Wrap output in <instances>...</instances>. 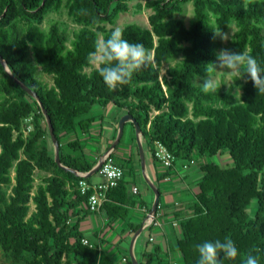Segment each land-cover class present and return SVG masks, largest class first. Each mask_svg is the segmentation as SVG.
<instances>
[{
  "label": "trees",
  "instance_id": "obj_1",
  "mask_svg": "<svg viewBox=\"0 0 264 264\" xmlns=\"http://www.w3.org/2000/svg\"><path fill=\"white\" fill-rule=\"evenodd\" d=\"M126 2L0 0V56L46 110L63 167L87 174L95 166L97 159L86 161L80 136L89 131L94 111L108 105L136 120L151 156L158 141L174 156V164L202 161L189 215H175L179 233L172 252L182 264H196L197 243L228 236L239 255L223 264H244L249 252L264 249V128L253 127L254 114L264 112V93L245 76L239 102L216 108L213 103L228 98L219 90L203 93L192 81L210 74L206 67L217 52L214 27L224 31L231 22L237 28L231 50L252 55L264 68V0H147L148 27L128 24L122 30L125 39L142 43L152 59L129 83L112 90L98 68L86 69L98 37L111 33L101 25L127 12ZM186 3L193 7L188 27L173 18ZM61 9L79 26L71 40L56 22L40 27L49 13ZM177 56L179 63L162 77V64ZM37 67L52 77L51 86L36 78ZM13 78L0 64V253L6 264H113L95 247L82 245L78 220L72 222L79 215L77 206L88 208V194L81 195L77 185L89 177L56 165L39 105ZM127 124L134 139L133 124L126 123L120 143ZM221 155L229 158L225 165L207 161ZM35 169L52 171L36 187ZM105 196L101 210L106 218L124 220L123 206L133 204L128 182L123 178ZM30 201L35 206L31 213Z\"/></svg>",
  "mask_w": 264,
  "mask_h": 264
},
{
  "label": "crops",
  "instance_id": "obj_2",
  "mask_svg": "<svg viewBox=\"0 0 264 264\" xmlns=\"http://www.w3.org/2000/svg\"><path fill=\"white\" fill-rule=\"evenodd\" d=\"M94 112L95 119L91 122L89 131L80 136L85 144V159L92 162L110 152L114 162L123 170L124 181L128 182V195L133 204L123 206L127 212L124 220L113 222L106 218L101 208L97 212H91L85 206L79 205L74 209L79 215L72 218V222L78 220V232L82 238L87 239L113 264H131V257L137 264H182L181 259L172 252L179 233L175 215H189L187 205L194 201L195 182L199 178L197 167L175 163L165 173L170 180H158V177L164 175L163 170L152 158L140 137L144 156V164L141 165L136 138L134 135L132 139L131 129L125 141L122 144L119 142L121 145L118 143L116 150L110 148L115 141L118 120L125 113L112 105ZM98 176L100 175L95 173L86 182H102L98 180ZM147 181L160 192L158 226H149L146 221L145 209L150 210L154 201V193L148 187ZM134 186L138 189L137 194L131 192Z\"/></svg>",
  "mask_w": 264,
  "mask_h": 264
},
{
  "label": "clouds",
  "instance_id": "obj_3",
  "mask_svg": "<svg viewBox=\"0 0 264 264\" xmlns=\"http://www.w3.org/2000/svg\"><path fill=\"white\" fill-rule=\"evenodd\" d=\"M216 33L224 38L223 33ZM151 59L150 51L142 43L125 39L120 27L114 28L110 35L100 40L89 53V62L98 68V74L104 84L112 90L129 83L133 73ZM206 70L212 74L207 75L202 84H198L203 93H217L221 85H226L235 89L233 95L235 99L238 97L240 100L241 86L235 81L245 76L253 83L258 93H264V68L255 57L244 51L221 48L216 52L215 62L208 64ZM217 74L228 78V82L224 83L223 79L218 82ZM253 127L264 128V112L254 114ZM195 249L198 254L196 264H223L224 259L232 260L239 255L236 243L228 236L222 240H204L197 243ZM221 255L222 259H218ZM262 259L264 249L257 248L246 255L244 264H261Z\"/></svg>",
  "mask_w": 264,
  "mask_h": 264
},
{
  "label": "rangeland",
  "instance_id": "obj_4",
  "mask_svg": "<svg viewBox=\"0 0 264 264\" xmlns=\"http://www.w3.org/2000/svg\"><path fill=\"white\" fill-rule=\"evenodd\" d=\"M246 1H249V0H246ZM146 2H147V0H127L126 4L128 7V11L120 14L118 16V18L113 22V24L104 23L101 26L105 30H111V31L116 27H120L122 29L124 26H126L128 24H137L141 27H148V17L151 14V11L144 6ZM192 15H193L192 4L186 3V4H182L179 7V10L174 13L173 18L182 20L185 23V25L188 27L190 22H191ZM210 21H211L212 25L215 26V17L213 15H210ZM50 22L58 23L59 26L66 31L69 40L72 39L73 32H75L79 28V26L71 18H69L67 16L65 9H61L58 12L49 13L45 17V19L42 21V23L40 24V27L42 29H47ZM236 30H237V28L233 22H231L230 25L228 26V28L224 31H220L214 27L215 44H216L217 52L221 48H228L231 50L232 41L234 39V35H235ZM216 32L223 33L224 38L222 39L219 35H217ZM263 37H264V27H263ZM100 40H101V36L98 37V42ZM180 59L181 58L179 56H177V57H174L173 59H171L170 61H168L167 63H163L161 66V69H160V71H161L160 75L162 77H165L167 70L170 67H173L177 63H179ZM215 60H216V58L214 59V62H215ZM30 64L35 66V63L31 57H30ZM92 68H97V67H95L91 64V67L86 69V71L89 72L90 69H92ZM211 74L212 73H210L209 75H211ZM35 76L38 80H40L42 83H44L48 86H51L53 84L52 77L43 73L41 71L40 67H37ZM205 78L206 77H198V78H195L192 82L195 86L199 87L198 84H202L204 82ZM221 79H223L224 83L228 82V78H223L220 74H217L218 82ZM235 83L237 85L241 86V92H242L243 80L242 79L237 80V81H235ZM218 90L221 91L228 99H227V101H217V102L213 103L214 107H216V108L228 107L229 105H232V104L239 102V98L237 97L235 99V96L233 95V93L235 91L234 88H229L226 85H221V87ZM189 111H190V105H189ZM189 114H190V112H189ZM28 123H29V121L25 122V124L27 126L26 132L31 130L30 126H28ZM129 129H130V127L127 124L125 127V133H124V137L122 138L121 144L125 141V139L128 135ZM116 134H117V132H116ZM127 142H128V139H127ZM49 146H50L51 151H52L51 153L54 156V146L50 140H49ZM207 161L215 162L219 165H225L227 162H229V158L226 155H221V156H216L214 158L208 159ZM202 163H203L202 161H197L196 164H194V163L193 164L186 163V164L188 165V167H191V166L197 167ZM51 173H52V171H50V170L42 171V170L35 169L33 172L34 187L41 184V178L42 177L49 176ZM98 180L103 182V178L101 176H98ZM29 206H30L29 213H31L34 211L35 206L31 201L29 203ZM253 208H255V204H252V209ZM6 263H8L7 260L0 253V264H6Z\"/></svg>",
  "mask_w": 264,
  "mask_h": 264
},
{
  "label": "built area",
  "instance_id": "obj_5",
  "mask_svg": "<svg viewBox=\"0 0 264 264\" xmlns=\"http://www.w3.org/2000/svg\"><path fill=\"white\" fill-rule=\"evenodd\" d=\"M152 158L159 164L163 170V174L167 173L173 166L175 162L174 156L167 150V148L160 142L154 143L153 155ZM103 160L101 167L98 170V174L103 178V182L98 184H89L86 180L81 179L78 181L77 188L81 195H87V207L91 212H97L101 208L103 202L106 201V192L116 187L120 181L124 178V173L122 168L117 165L113 158L111 157L110 152L104 153L101 157L97 159ZM193 164V162H191ZM85 174H80L81 177H84ZM164 181H169V176H164ZM131 192L137 194L138 189L136 186L132 187ZM160 204L157 205L156 214L153 219H146L149 226H158L159 222L157 221V214L160 212ZM150 210L145 209V212L149 213ZM146 215V216H147ZM81 243L84 246L89 248H94V246L89 243L87 239L82 238ZM125 261V259H123Z\"/></svg>",
  "mask_w": 264,
  "mask_h": 264
},
{
  "label": "water",
  "instance_id": "obj_6",
  "mask_svg": "<svg viewBox=\"0 0 264 264\" xmlns=\"http://www.w3.org/2000/svg\"><path fill=\"white\" fill-rule=\"evenodd\" d=\"M0 64L3 66L4 70L9 74L10 77L13 78V76L11 75L10 71L8 70V67L6 65V63L3 61L2 57L0 56ZM13 81L15 84L19 85V87L28 95L30 96L31 98H33L39 105V108L41 110V113L45 119V124H46V127H47V131H48V135H49V139L51 141V143L53 144L54 146V161L56 163V165L58 167H60L61 169L65 170V171H71L69 170L68 168H65L63 167L61 164H60V159H59V144L56 140V137H55V134H54V131H53V127H52V124L50 122V118L49 116L47 115V112L46 110L44 109V107L42 106L38 96L36 95V93L30 89L29 87L25 86L23 83H21L18 79L16 78H13ZM126 123H132L133 124V127H134V132H135V138H136V143H137V146H138V150H139V155H140V159H141V165L144 164V156H143V150H142V147H141V144H140V137H141V131H140V128L136 122V120L130 115V114H124L120 117L119 121H118V124H117V134H116V137H115V141L112 143L111 145V149L114 148L116 145H118L122 135H123V129H124V125ZM103 163V160H99L95 166L91 169V171L87 174L84 175V177H89L95 173L98 172L99 168L101 167ZM72 173L76 174V175H79L78 173L74 172V171H71ZM148 187L153 191L154 193V201L151 205V208H150V211L148 213V215L146 216V219H153L155 214H156V209H157V205L159 204V194H158V190L156 189V187L152 184H150V182H146ZM131 264H137V262L135 261L134 258L131 257Z\"/></svg>",
  "mask_w": 264,
  "mask_h": 264
}]
</instances>
